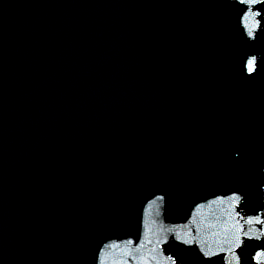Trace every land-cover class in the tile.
Returning a JSON list of instances; mask_svg holds the SVG:
<instances>
[{
  "label": "water",
  "instance_id": "water-1",
  "mask_svg": "<svg viewBox=\"0 0 264 264\" xmlns=\"http://www.w3.org/2000/svg\"><path fill=\"white\" fill-rule=\"evenodd\" d=\"M242 8L119 0L59 264H228L225 242L240 229L235 255L256 264L264 224L255 232L248 221L264 219V17L250 39Z\"/></svg>",
  "mask_w": 264,
  "mask_h": 264
},
{
  "label": "snow or ice",
  "instance_id": "snow-or-ice-1",
  "mask_svg": "<svg viewBox=\"0 0 264 264\" xmlns=\"http://www.w3.org/2000/svg\"><path fill=\"white\" fill-rule=\"evenodd\" d=\"M238 3L243 6L242 11L245 13L244 19H251L253 21L252 24L247 28V37L255 40L256 35L261 30L262 26L260 18L264 17V8L260 6L264 5V0H238ZM257 65L258 58L255 55L248 57L245 67L247 68L249 75H254L257 72ZM236 198L240 199L241 197L237 194ZM253 221L264 224V219H258L257 217L250 218L248 222L252 223ZM239 231H243V229H240ZM239 231L233 235L231 239L225 242L229 246V250L242 249L245 246L244 239H242ZM245 236L248 239L254 238L252 236H248L247 233H245ZM259 239L264 240V237H259ZM224 254V252L220 253V255ZM206 255L208 259H212L211 252H208ZM252 259L256 261V264H264V248H261L259 251H257L255 255L252 256ZM233 260L235 261V264H241V256L239 254L235 255ZM228 264H232V261H229Z\"/></svg>",
  "mask_w": 264,
  "mask_h": 264
}]
</instances>
